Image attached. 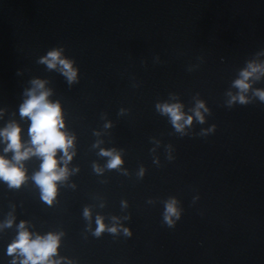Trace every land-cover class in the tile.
Segmentation results:
<instances>
[{"label": "water", "instance_id": "1", "mask_svg": "<svg viewBox=\"0 0 264 264\" xmlns=\"http://www.w3.org/2000/svg\"><path fill=\"white\" fill-rule=\"evenodd\" d=\"M55 48L75 82L39 63ZM250 63L264 67V0H0V132L15 124L21 151L35 150L20 107L39 79L72 139L48 204L33 179L43 158L17 162L0 136V157L25 174L19 187L0 179V264L25 259L8 254L22 222L32 239L59 237L57 264H264V72L249 103L228 106ZM165 103L192 124L177 131Z\"/></svg>", "mask_w": 264, "mask_h": 264}, {"label": "clouds", "instance_id": "2", "mask_svg": "<svg viewBox=\"0 0 264 264\" xmlns=\"http://www.w3.org/2000/svg\"><path fill=\"white\" fill-rule=\"evenodd\" d=\"M64 49L55 48L47 53L46 57H42L39 63L46 64L49 70L56 69L60 71L68 80L69 84L73 83L77 79V70L73 68V61L66 58H62ZM59 66V67H58ZM248 69L241 73L242 79L234 82V87L240 90V94L232 96L228 101V106L231 107L235 102H239L244 105L250 101L246 98L244 93H247L250 89L249 79L253 74L257 72H264V67L250 63ZM259 79V77H256ZM33 87L26 92L28 99L20 107V115L22 117H28L31 120V126L29 134L31 136V143L35 146V150L32 149L21 151L23 145L21 143V129L15 124L9 125L2 132L0 136H3L6 141H9L6 152L13 151L15 153L14 159L17 162L27 159L30 155H37L43 158L41 164V170L34 177L35 183L40 187L42 191V199L48 204L52 203V199L56 195V182L65 178L66 168L58 169L57 160L55 159L57 150H62L68 160H71V155L68 153V149L72 146V139L66 137V134L60 131L64 127L61 109L58 103H51L48 100L50 92L45 90V81L35 79L31 81ZM255 96L264 102V91L256 90ZM182 105L167 103L157 105V109L162 114H167L173 126L177 131L182 132L186 125H191L193 122L192 116L185 117L182 111ZM204 108L203 102H198L195 111V117L200 123H204V117L199 109ZM215 130L213 125L210 131ZM101 155L111 157L108 167L117 168L121 163L119 155H113V152L102 151ZM0 179L7 182L10 187H19L25 179L24 171L20 167L13 166L10 161L0 157ZM176 201L173 199L166 204V212L164 221L169 227H174V221L180 220V213L176 207ZM85 217L89 216V212L85 209ZM98 228L95 235L99 236L104 231V224L101 219H97ZM12 221L9 220L6 223L7 227H11ZM21 229L15 242L8 247V254L14 255L17 252L25 259L21 264H57V262L51 261L50 257L56 254L59 237L53 234H48L46 237L37 236L32 239L30 234L24 230V223L19 225ZM115 233L116 228L110 229ZM126 235L131 233L125 229ZM13 264H16L15 260Z\"/></svg>", "mask_w": 264, "mask_h": 264}]
</instances>
